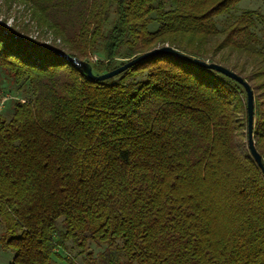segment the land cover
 <instances>
[{
    "label": "trees",
    "instance_id": "16d2710c",
    "mask_svg": "<svg viewBox=\"0 0 264 264\" xmlns=\"http://www.w3.org/2000/svg\"><path fill=\"white\" fill-rule=\"evenodd\" d=\"M21 1L61 45L0 22V83L22 93L0 112L9 264H77L62 254L70 248L83 264H264V175L248 148L244 86L166 54L103 81L78 66L109 71L123 46L126 58L168 45L211 59L215 18L240 0ZM255 16L245 9L224 29L230 50L257 55L252 134L264 163ZM99 42L106 61L80 59Z\"/></svg>",
    "mask_w": 264,
    "mask_h": 264
},
{
    "label": "rangeland",
    "instance_id": "374dc122",
    "mask_svg": "<svg viewBox=\"0 0 264 264\" xmlns=\"http://www.w3.org/2000/svg\"><path fill=\"white\" fill-rule=\"evenodd\" d=\"M26 7L27 6L21 0H0V22H5L6 26L9 27L14 26L16 29H22L20 31L24 33L26 32L27 35L31 38L41 41L47 45H61L59 44V39H56L51 31L46 30L45 28H39L36 25L34 17L30 15V12L26 9ZM245 9L253 10L256 12L255 23L251 30L253 31L257 39L255 48L258 50H264V0H240L235 8H233L229 12L220 14L215 18L216 25L219 30L222 31L236 18L238 14H240ZM113 19L114 14L111 13L108 26L111 24ZM157 26L158 24L156 22H153L148 25V28L153 30ZM105 28L106 25H104L103 30H105ZM40 29L42 31H40ZM221 31L210 44L212 60L209 58H205L204 60L208 62H216L228 67L229 69H232L240 76L246 78L249 85L257 84L263 79V76L257 77V68L256 66H253V62L256 60L257 55L252 52H236L230 50L231 47L228 45L227 40L225 39L227 31L225 29L224 31ZM100 45L101 43L99 42L98 46L94 49L83 52L84 54L81 55V57L79 56L80 59L82 58V60L91 63L96 62L97 60L106 61L105 58H103ZM124 49L126 50V46H123L121 54H117L119 56L113 57L116 64H119L120 62H126L129 59L133 58L124 57ZM253 71H255L254 75H252ZM0 85L2 89V92L0 94V112L9 117L12 104L11 102L14 99H19L20 97H22V93L20 90L11 89L8 86L7 79L6 77H4V75L2 76ZM261 86L262 85H259L258 89ZM254 92H257V90H254ZM75 250L73 248L63 250L62 254L64 256L71 257L77 262V264H83L82 260L84 256L79 255ZM99 252L100 251L96 250V253L93 256L96 257ZM12 258L13 252L4 249L0 245V264H9L11 263ZM55 263L67 264L63 260H55Z\"/></svg>",
    "mask_w": 264,
    "mask_h": 264
},
{
    "label": "water",
    "instance_id": "95a60500",
    "mask_svg": "<svg viewBox=\"0 0 264 264\" xmlns=\"http://www.w3.org/2000/svg\"><path fill=\"white\" fill-rule=\"evenodd\" d=\"M158 54H166V55H172L181 59H184L186 61L192 62L196 65L205 67V68H209L212 70H215L217 72H220L234 80H236L237 82H239L240 84H242L247 92V101H246V110H247V132H248V148L249 151L253 157V159L255 160L256 164L258 165V167L261 169L263 175H264V163L262 161L261 155L257 152L255 145H254V140H253V123H254V96H253V91L250 87V85L248 84V82L246 80L243 79L242 76H240L239 74H237L236 72H234L233 70L229 69L228 67L216 63V62H208L204 59L195 57V56H191L189 54H186L184 52L179 51L178 49H175L171 46L168 45H164L162 47H157L154 48L152 50H149L147 52H144L142 54H139L131 59H129L128 61L124 62L123 64L109 70L106 72H103L101 74H95L92 71L91 65L87 62H83V61H78V66L82 68L83 72L85 73V75L92 79V80H96V81H103L106 79H109L121 72H123L124 70H126L127 68H129L130 66L136 64L137 62L144 60L146 58L158 55ZM63 56L65 58H68L71 61H75L74 58H69L66 54H63Z\"/></svg>",
    "mask_w": 264,
    "mask_h": 264
}]
</instances>
